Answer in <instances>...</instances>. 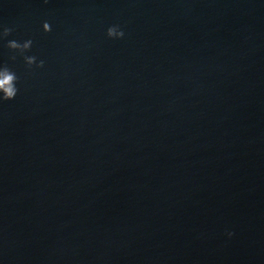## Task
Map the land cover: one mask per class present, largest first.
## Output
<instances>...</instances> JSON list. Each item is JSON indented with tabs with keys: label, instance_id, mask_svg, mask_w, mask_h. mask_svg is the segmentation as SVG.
<instances>
[{
	"label": "water",
	"instance_id": "95a60500",
	"mask_svg": "<svg viewBox=\"0 0 264 264\" xmlns=\"http://www.w3.org/2000/svg\"><path fill=\"white\" fill-rule=\"evenodd\" d=\"M4 66L0 264H264V0H0Z\"/></svg>",
	"mask_w": 264,
	"mask_h": 264
},
{
	"label": "clouds",
	"instance_id": "9594fccd",
	"mask_svg": "<svg viewBox=\"0 0 264 264\" xmlns=\"http://www.w3.org/2000/svg\"><path fill=\"white\" fill-rule=\"evenodd\" d=\"M43 30L48 32L51 30L49 23L45 22L43 24ZM12 29L11 28H4L2 32L3 37H7L10 35ZM107 36L110 38H122L124 36L123 31L119 30L117 26L109 27L107 30ZM32 41L27 40L23 43H19L15 40L9 41L7 47L19 54L23 55L26 51L31 48ZM15 59V57H13ZM25 62L28 66L33 65L36 63L35 56H25ZM44 62L40 61L37 65L38 67H43ZM18 81V77L16 74L11 71L7 66L0 67V100L2 101H10L13 100L18 92V88L16 87ZM231 235V234H229Z\"/></svg>",
	"mask_w": 264,
	"mask_h": 264
}]
</instances>
